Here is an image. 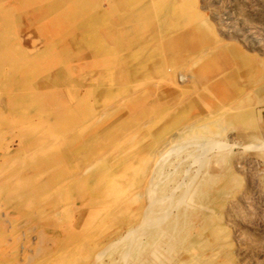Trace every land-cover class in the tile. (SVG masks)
Returning a JSON list of instances; mask_svg holds the SVG:
<instances>
[{
  "label": "rangeland",
  "instance_id": "rangeland-1",
  "mask_svg": "<svg viewBox=\"0 0 264 264\" xmlns=\"http://www.w3.org/2000/svg\"><path fill=\"white\" fill-rule=\"evenodd\" d=\"M0 264H264V0H0Z\"/></svg>",
  "mask_w": 264,
  "mask_h": 264
},
{
  "label": "bare ground",
  "instance_id": "bare-ground-1",
  "mask_svg": "<svg viewBox=\"0 0 264 264\" xmlns=\"http://www.w3.org/2000/svg\"><path fill=\"white\" fill-rule=\"evenodd\" d=\"M167 142H168V141H167ZM167 142L161 143L160 146H159V148H158V150H159L160 148H162L163 146H165ZM168 144H169V143H168ZM188 146H189V145H188ZM122 252H123V251H122Z\"/></svg>",
  "mask_w": 264,
  "mask_h": 264
}]
</instances>
